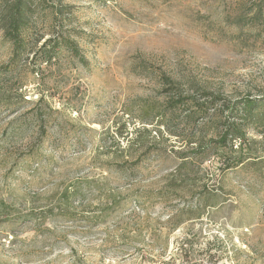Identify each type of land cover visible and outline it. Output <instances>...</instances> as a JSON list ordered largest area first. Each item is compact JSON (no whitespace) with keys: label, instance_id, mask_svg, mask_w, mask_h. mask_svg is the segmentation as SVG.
I'll use <instances>...</instances> for the list:
<instances>
[{"label":"rangeland","instance_id":"1","mask_svg":"<svg viewBox=\"0 0 264 264\" xmlns=\"http://www.w3.org/2000/svg\"><path fill=\"white\" fill-rule=\"evenodd\" d=\"M52 5L88 65L33 45L5 72L0 30V264H264V135L182 160L220 117L160 126L164 77L264 98V0H45L31 37L55 36Z\"/></svg>","mask_w":264,"mask_h":264},{"label":"trees","instance_id":"2","mask_svg":"<svg viewBox=\"0 0 264 264\" xmlns=\"http://www.w3.org/2000/svg\"><path fill=\"white\" fill-rule=\"evenodd\" d=\"M45 0H0V30L3 32L4 39L12 44L13 51L9 64L5 67V72L26 62L30 54L31 47L34 45L35 52L33 55L40 58L45 64H52L58 57L60 52L67 51L82 65L87 66L88 60L80 53L78 42L70 36L64 35L63 21H67L66 26H71L72 8L69 6L52 5L51 12L53 20L59 26L55 31V36L43 42L44 38H36L30 36V32L34 30L39 18L45 13ZM69 34V32L67 31ZM77 37L83 36L77 33ZM42 45L40 47L39 44ZM167 86L165 93L167 95L166 111L169 117L163 119V113L160 115V126L169 128L173 117L181 115L185 120L201 123L209 117L217 115L220 117V131L216 139H209L205 144L197 143L204 135L199 132L194 139L195 142L189 140V145L197 144L195 149H191L190 153H184L182 160L190 157H201L207 151L216 148H230L234 150V142L238 141L242 146L247 142L249 132L264 135V98L244 97L236 100H226L223 97L205 92L191 91V93H181L172 80L164 77ZM42 119V117H41ZM139 133L149 134V131L143 130ZM252 157L249 155H241L232 159L226 158V169L233 170L244 165ZM232 159V163L229 164ZM185 166L186 164H182ZM226 165V163H225ZM71 197L80 198L82 196V188L74 186L71 193L65 191Z\"/></svg>","mask_w":264,"mask_h":264}]
</instances>
